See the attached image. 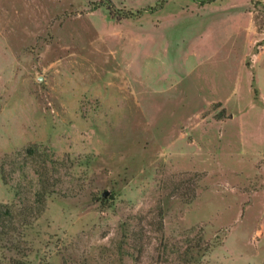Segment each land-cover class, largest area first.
<instances>
[{"label":"rangeland","instance_id":"374dc122","mask_svg":"<svg viewBox=\"0 0 264 264\" xmlns=\"http://www.w3.org/2000/svg\"><path fill=\"white\" fill-rule=\"evenodd\" d=\"M110 2L0 0V264H264V0Z\"/></svg>","mask_w":264,"mask_h":264},{"label":"trees","instance_id":"16d2710c","mask_svg":"<svg viewBox=\"0 0 264 264\" xmlns=\"http://www.w3.org/2000/svg\"><path fill=\"white\" fill-rule=\"evenodd\" d=\"M112 8H113V4L110 2V0H107V3H106V5H105V9H106L107 12L109 13V15H110V11H111ZM155 8H158V7L153 6V7L151 8V10H153V9H155ZM139 12H140V11H136V12L132 13V12H130V11H127V12H125V13L122 14V15H123V16H135V17H137V16L139 15ZM2 228H3V226L0 225V235H2ZM0 239H1V238H0Z\"/></svg>","mask_w":264,"mask_h":264},{"label":"crops","instance_id":"0c3cea01","mask_svg":"<svg viewBox=\"0 0 264 264\" xmlns=\"http://www.w3.org/2000/svg\"><path fill=\"white\" fill-rule=\"evenodd\" d=\"M213 3V2H212ZM208 6V4H206V6H203V7H201V8H199L200 10H202L203 8H205V7H207ZM196 8V7H195ZM197 10H198V8H196Z\"/></svg>","mask_w":264,"mask_h":264}]
</instances>
